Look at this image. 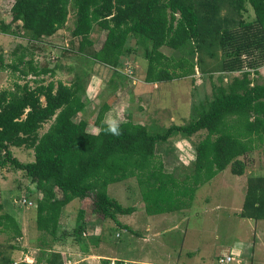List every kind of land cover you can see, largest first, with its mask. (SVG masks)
<instances>
[{
    "label": "trees",
    "instance_id": "16d2710c",
    "mask_svg": "<svg viewBox=\"0 0 264 264\" xmlns=\"http://www.w3.org/2000/svg\"><path fill=\"white\" fill-rule=\"evenodd\" d=\"M2 11L10 21L0 20V32L15 34L14 26L30 35L32 42L48 38L63 29L74 9L75 22L71 31L79 39V52L92 49L89 59L117 69L122 56L128 53L130 37L137 43L149 42L146 53V83H163L190 76L194 67L185 70L183 60H174L162 53L163 48L179 51L189 43L208 50L209 57L218 59L220 73L241 72L227 88L212 86L213 99L208 100L197 118L188 125H172L163 133L151 134L132 120L129 112L114 118L110 105L103 104L89 131V123L74 118L86 107L79 97L78 84L66 86L61 81H36L16 84L12 91L0 92V166L10 164L23 171L35 186L36 225L39 231L55 237L62 210L73 200L80 201L73 234L80 237L85 227L84 207L90 200L91 212L100 220L117 215H130L133 207H122L107 193V187L135 179L148 216L187 209L198 188L209 183L228 166L234 175L242 176L249 153L264 142V85L254 84L251 75H258L264 65V0H0ZM227 6L233 16L220 18ZM247 5L254 19L242 18ZM101 30L95 42L90 36L94 28ZM17 63L9 67L26 78L51 73L33 65V56L24 50ZM2 58L0 57V65ZM23 66L20 70L19 67ZM180 70L175 74L170 69ZM43 99V101H42ZM109 119L120 122L121 134H105ZM51 121L48 130L39 135L41 127ZM205 130L198 143L193 172L179 179L167 174L156 145L181 134L189 138ZM10 147L33 151V161L22 163L12 157ZM243 157V158H242ZM242 158V159H240ZM239 217L264 220V177L249 178ZM4 230L11 224L8 214ZM3 226V225H2ZM125 228V226H122ZM129 230V228H125ZM60 256L49 254L46 264H62ZM5 259L0 261V264Z\"/></svg>",
    "mask_w": 264,
    "mask_h": 264
},
{
    "label": "rangeland",
    "instance_id": "374dc122",
    "mask_svg": "<svg viewBox=\"0 0 264 264\" xmlns=\"http://www.w3.org/2000/svg\"><path fill=\"white\" fill-rule=\"evenodd\" d=\"M231 15L233 16V12L227 4L222 6L220 18ZM242 18L246 21L254 19L253 11L249 5H247V9L243 12ZM0 20H3L5 23L10 21L9 15L2 11L1 1ZM74 22V9L70 7L68 20L65 27L62 29L63 31L56 34L54 40L49 43L41 41L39 44H36L30 40L31 38L28 33L16 29L15 26V34H3L0 32V57L2 58V64L0 65V92L4 90L12 91L16 84L23 85L28 83L30 86L34 87L36 81H43L44 84L61 81L66 86H72L75 83L82 89L81 83L88 80L84 74L85 70L89 71L91 67L93 69V66L90 65L93 61L89 59L90 55H88V53L90 54L92 52V49H86L82 53L79 52V43L76 39H73L71 35ZM100 35L101 30L95 26L90 38L95 42L99 39ZM41 45L43 46L40 47ZM149 45L147 41L143 40L137 43V38L130 37L126 43V47L130 51L122 56L121 65L119 67L120 70L118 72L114 70L111 81L109 82V87L104 89L101 99H95L89 104L85 103V109L74 118L75 122L85 120L89 123V131L95 132L93 124L97 112L103 104H110V106L116 104L119 106L120 101L122 106L121 99L124 100L129 88L125 79L127 74L126 71L132 68L133 71L136 70L138 73L146 72V53L149 50ZM25 49L27 50L26 53L33 55L32 57L27 56L24 58L25 61L32 59L33 65L39 70H49L51 73L38 78H34L32 75L24 78L19 71H14L10 68L9 66L11 64L17 63L19 55L24 53ZM161 51L174 60H183L182 62H186L185 70H189V63H191L194 70L192 72L190 71V76L186 78L182 77L159 84L160 91L163 90L164 94H166L160 102V105L164 106V110L161 116L162 121L158 124L155 123V126L147 129L151 134L163 133V131L171 125L183 126L192 123L195 120L192 118V115L197 117L203 108H207L208 100L211 101L213 99L212 86L216 88H227L233 78L241 76V72H218L220 68L218 59L209 57L208 50L205 48L199 50L197 44L193 42L177 52L168 48H163ZM19 69L22 70L23 66H20ZM170 72L178 74L181 71L171 68ZM258 72L259 74L256 76L251 75L253 79L252 82L254 84L264 85V65L258 68ZM105 74L106 73H104L103 76ZM116 75H119V81L122 85L120 89L118 88L115 91L114 88H116L117 83L114 82V79H116ZM104 86L106 85H102L100 90ZM97 92H99V90ZM115 92L118 94L116 95ZM108 94H111V96L108 97ZM143 97H145V93L140 92L134 99L136 104L134 107L135 114L131 117L132 120H135V123L141 119L138 113L145 110V108L139 104V101ZM187 97H189L191 100L190 102L194 104V111L190 114L191 116L187 109ZM176 103H179V109L176 108ZM126 106L127 105L124 106V109L119 106L118 110L115 111V116L112 117L123 118ZM175 109L177 111L180 110V112H176ZM158 113L160 112L158 111ZM171 116L175 117V122H170ZM51 123V121L45 123L39 130V135L45 133ZM199 132L203 133H201L200 136L198 135V137L201 138L198 143L206 136L205 130ZM195 135L196 134L190 138ZM174 138L182 140L183 136L177 134ZM196 145L194 146V151ZM175 149L183 151L182 157L185 158L184 167H186L185 164H188V166L195 164V159H192V155L196 154V152H193V147L182 145L180 148L177 145ZM10 151L12 157L22 163H29L34 159L31 149L10 147ZM176 152L179 155V152ZM2 158L4 157L0 154V160H2ZM244 160L245 169L242 176L232 174L231 167L228 166L212 181L200 186L196 191L192 206L185 209L186 213L184 216H186V219L184 220H180L183 216L177 217V215L171 214L168 216L166 215L167 219L162 222L157 217V219H155V217H149L144 211H137L134 217H136L138 221L141 219V221L145 220L146 222H152L155 224V228L162 229L160 231V236L157 238H152V234H150L153 240L151 243H156L157 245V242H161L165 244V246L167 245L164 250L169 251L166 254H168L169 257L172 255L174 259L180 258L181 261H186V259L189 258V261L198 262L199 264H219V257L229 255L233 259V263L231 264H237L239 261L242 264H264V221H261L259 224L257 222L244 221L239 217V211L244 201L247 180L250 176L254 178L253 175L257 173L260 174V170H264V142L256 150L244 157ZM176 176L182 179L185 177V174H177ZM134 180L135 179L128 180L126 185L131 188V186L136 184V180ZM122 186L123 183L110 185V189H107V192H109L111 198L115 199L123 206H128L125 204L126 197L125 193L122 191ZM30 187L31 182L23 171L16 170L10 164H6L3 167L0 166V216L5 214L3 212V203L6 202L5 206L7 212L9 211L12 217L15 218L17 214L23 213H26V216L31 214L29 215V217H31L32 214H34V208L29 209L27 203H22V199L25 198L26 201L32 199L36 205L35 196L31 195L32 192H27L30 191ZM130 205L129 203V206ZM74 207H76V204H73L70 208ZM132 217L133 216H119V219L121 222H129V220H133ZM176 218L177 222L175 227L177 228L173 225L174 219ZM106 222L109 221L106 220L105 223ZM11 224H9L7 230H4L3 228L4 225H6V221H0L1 255H5L8 258L9 251H7V247L22 242L25 247L24 250L28 255L39 256L40 252L38 251V247L40 244L36 243V235L32 234L30 231L29 236L27 235L28 238H31L29 241L20 238L18 242L17 238L21 236L16 235ZM108 224L113 226L111 222ZM257 228L260 231V235L258 240H255L254 235ZM116 233L117 231L115 228L107 227L105 228L102 239L109 245H118L121 248H127L128 246L126 244L129 242L130 235L122 234L121 238L117 239ZM164 255L165 253L162 255H158V253L156 255L149 253L148 257L156 264H163V262L164 264H168L166 260H160Z\"/></svg>",
    "mask_w": 264,
    "mask_h": 264
},
{
    "label": "crops",
    "instance_id": "0c3cea01",
    "mask_svg": "<svg viewBox=\"0 0 264 264\" xmlns=\"http://www.w3.org/2000/svg\"><path fill=\"white\" fill-rule=\"evenodd\" d=\"M62 31L63 30L61 29L56 34ZM56 34L48 38H43L40 41H37V42L35 41V43L39 44V42L41 41H45L46 43H49L50 41L54 40ZM73 39H76V41H78L79 43V39L77 38H73ZM42 46L43 45H41L40 47ZM90 60L93 61L92 59ZM90 65L93 66V69L91 67L89 68V71L85 70L84 74L88 78V80L81 83L82 89L79 91V94H78L79 97L83 100V102L87 104L91 103L95 99L96 100L101 99V96H103V93H104V89L109 87V82L111 81V77L114 73V70H116L117 72L120 70L119 68L112 69V68L106 67L104 65L95 63L94 61L91 62ZM104 73H106L107 76L106 74L103 76ZM119 79H120L119 75H116V79H114V82L117 83L116 88H114L115 91L118 88L120 89L122 85ZM125 79L129 87L128 93H126L125 95L126 97L124 98V100L121 99L122 106L119 101V106L121 108L123 107L124 109V106L127 105L125 107L126 109L125 112H129L131 116L133 117L135 114L134 107L136 105L134 102V99L137 97V95L140 92L145 93V97L141 98V100L139 101L140 102L139 104L142 105V107L145 108V110L138 113V116L141 117V119H139L137 123L145 126L147 129L149 127L155 126L154 125L155 123L157 124L160 123L162 121L161 116L164 110V106L160 105V102L162 101V98L164 97V95H166L164 94L163 90L160 91V87H159L160 83H146L144 81L145 73L144 72L138 73L136 70L133 71V69H132V75L129 77L126 74ZM102 85H106V86H104L100 90V87ZM98 90L99 92H97ZM115 93L116 95L118 94L117 92ZM110 96L111 94H108V97ZM187 98L188 99L186 100V104H187V109L190 115L194 111L193 109L194 104L190 102L191 100L189 97ZM119 106H117L116 104L110 106V113L112 116H115V111L118 110ZM178 106H179V103H176L177 109H179ZM165 109H168V108H165ZM158 111L160 113H158ZM175 111L178 113L180 112V110L177 111L176 109ZM172 116L170 118V122H175L174 120L175 117H172ZM192 118L196 119L197 117H194V115H192ZM133 121L135 120L133 119ZM178 126H182V125H178ZM201 133L203 132L196 133V135L192 138L189 137L185 139L183 137L182 140L173 138L166 142L158 143L156 145V149H155L156 155L159 156V158H161L165 173L174 174V175L192 174L194 165L188 166V164H185L186 167H184L185 158L182 157L183 151H179L175 149V147L178 145V147L181 148L182 145H187V146H191V148L193 147V152H195L194 146L201 139L200 137H198V135L200 136ZM176 151L179 152V155L177 154ZM195 157H196V154L192 155V159H195ZM259 172L260 174L257 173L253 175V177H264V174H263L264 170H260ZM221 173H219L218 175H220ZM251 177L252 176H250L249 178ZM128 180H133V179H128ZM128 180L119 182V183H123L122 191L125 193V197H126L125 204L128 206H123L118 201L117 202L124 208L133 207L134 212L130 215H117L116 220L118 223H115L111 219L100 220L99 218H97L96 216L92 214L90 210L91 209L90 200L86 199L85 203H83L82 205L85 208L84 209L85 218L83 221L85 227L80 237L73 234V230L76 227V219H77L78 211L81 208L80 201H78L77 199L73 200L62 210L59 224H58L57 233L55 237H51L45 234L43 231H39L37 229L36 205L34 204L32 199L27 201L31 203L30 206L27 204V207H29V209L34 208L33 209L34 214H32L31 216L32 218L29 217V215L31 214H28L26 216L25 215L26 213L25 214L23 213V214H17V216H15L16 220L14 217L11 216L9 211L7 212V209L5 206L6 202H4L3 212L5 214H8L14 219L15 224L17 226V230H18L16 235L21 236L17 238V241L19 242L20 238L21 239L24 238V239H27V241H29L31 238H28V236L31 231L32 234L36 235V243L40 244L39 247L37 246L39 248L38 251L40 252V254L39 256L28 255L27 252L24 250L25 247L22 244V242H19L17 244H13L14 246L10 245L9 247H7L8 249L7 251H9L8 258L5 255L2 256L1 255L2 253L0 252V261L5 259L4 262H2V264H46V257L49 256V254H57L60 256L61 258L60 261L62 264H110L111 260L117 261L118 264H156L154 261H152L148 257L149 253H152L155 255L157 253L158 255H162L163 253H165L164 257L160 258V260L164 259L166 260L168 264H199L198 262L189 261L190 260L189 258L186 259V261H181L180 258L174 259L172 255H170L169 257V255L166 254L169 250H164L167 245L165 246V244L161 242H157L158 246L156 245V243H151L153 241L152 238H157L158 236H160L161 234L160 231L162 229L155 228V224L152 222L151 223L146 222L145 220L141 221V219L138 221V219L134 217L135 216L134 214H136L137 211L145 212V207H144V203H143L142 196H141V190L139 186L137 185V182L134 180L136 184L131 186V188H129L130 186L126 185V183H128ZM109 187L110 185L107 187V189H110ZM27 192L29 193L32 192L31 195L35 196V186L31 184L30 191H27ZM107 193L109 195V192ZM244 196H245V193H244ZM72 203L76 204V207L70 208L73 205ZM129 203L131 204L130 206H129ZM185 213L186 211L182 210L178 212L165 213V214L154 215V216H149V217H155V219L159 218L162 222H164L165 219H167L166 217L172 214V215H177V217L183 216L181 217L182 219L180 220H184L186 219L185 218L186 216H184ZM119 216H123V217L133 216L132 217L133 220H129V222L127 221L121 222L119 219ZM241 219L244 221L247 220V222H251V221L257 222L259 224L261 223V221H264V220L253 221V220L243 219V218ZM106 220L111 222L113 226L108 224L109 222L105 223ZM176 222H177V218L174 219V222H173L174 227L176 226L175 225ZM122 226H125V228H129V230L125 229ZM107 227L115 228V230L117 231L116 233L117 239H120L122 234L130 235L129 242H128L129 245L126 244L128 247L121 248L118 245L112 246L104 242L102 238H103L105 228ZM258 231L259 230L257 228L256 230L257 233L255 232V235H254L255 240H258V237L260 235V231L259 232ZM150 234H152L151 235L152 238L150 237ZM238 263H241V262L239 261Z\"/></svg>",
    "mask_w": 264,
    "mask_h": 264
},
{
    "label": "clouds",
    "instance_id": "9594fccd",
    "mask_svg": "<svg viewBox=\"0 0 264 264\" xmlns=\"http://www.w3.org/2000/svg\"><path fill=\"white\" fill-rule=\"evenodd\" d=\"M105 134H110L112 136H119L121 134L120 122L117 119H109L105 122L103 128Z\"/></svg>",
    "mask_w": 264,
    "mask_h": 264
},
{
    "label": "built area",
    "instance_id": "2783aa9c",
    "mask_svg": "<svg viewBox=\"0 0 264 264\" xmlns=\"http://www.w3.org/2000/svg\"><path fill=\"white\" fill-rule=\"evenodd\" d=\"M126 72H127V76L130 77L132 75V68H129ZM22 203L23 204L27 203L29 206L31 205V203L27 202L25 199L22 200ZM218 263L219 264H231L233 263V259L231 256L220 257L218 259ZM110 264H118V262L115 260H111ZM237 264H241V263H237Z\"/></svg>",
    "mask_w": 264,
    "mask_h": 264
}]
</instances>
